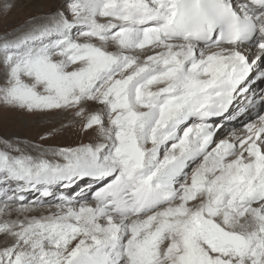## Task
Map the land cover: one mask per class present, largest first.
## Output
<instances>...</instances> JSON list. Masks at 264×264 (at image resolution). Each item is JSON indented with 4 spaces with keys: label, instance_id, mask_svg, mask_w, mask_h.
Here are the masks:
<instances>
[{
    "label": "snow or ice",
    "instance_id": "1",
    "mask_svg": "<svg viewBox=\"0 0 264 264\" xmlns=\"http://www.w3.org/2000/svg\"><path fill=\"white\" fill-rule=\"evenodd\" d=\"M18 2L0 110L90 137L0 135V264H264V0Z\"/></svg>",
    "mask_w": 264,
    "mask_h": 264
},
{
    "label": "rangeland",
    "instance_id": "2",
    "mask_svg": "<svg viewBox=\"0 0 264 264\" xmlns=\"http://www.w3.org/2000/svg\"><path fill=\"white\" fill-rule=\"evenodd\" d=\"M7 0H0V5ZM65 0H20L17 7L8 16L4 17L5 26L22 24L29 15H37L46 12L53 4H62ZM259 86V85H258ZM96 105H89L94 109ZM61 117L47 118L31 117L21 113L0 110V135L7 137H19L26 141H38L50 129H57V134L46 141L53 146H75L79 143H88L90 134L86 135L79 131L80 121L77 120L75 127L64 130L60 129ZM67 123V121H64Z\"/></svg>",
    "mask_w": 264,
    "mask_h": 264
},
{
    "label": "bare ground",
    "instance_id": "3",
    "mask_svg": "<svg viewBox=\"0 0 264 264\" xmlns=\"http://www.w3.org/2000/svg\"><path fill=\"white\" fill-rule=\"evenodd\" d=\"M259 83L256 85V91L259 92V88H258Z\"/></svg>",
    "mask_w": 264,
    "mask_h": 264
}]
</instances>
